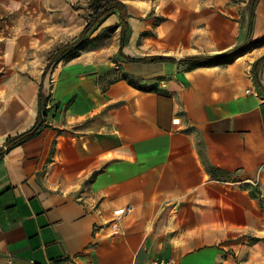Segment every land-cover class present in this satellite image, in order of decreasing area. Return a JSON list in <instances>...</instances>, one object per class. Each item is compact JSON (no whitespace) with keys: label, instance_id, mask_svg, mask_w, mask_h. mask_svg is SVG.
<instances>
[{"label":"crops","instance_id":"crops-1","mask_svg":"<svg viewBox=\"0 0 264 264\" xmlns=\"http://www.w3.org/2000/svg\"><path fill=\"white\" fill-rule=\"evenodd\" d=\"M122 1L118 65L59 63L43 129L11 148L37 121L49 50L73 35L0 31V264H264V0L249 51L200 67L181 61L246 41L248 2Z\"/></svg>","mask_w":264,"mask_h":264},{"label":"rangeland","instance_id":"rangeland-1","mask_svg":"<svg viewBox=\"0 0 264 264\" xmlns=\"http://www.w3.org/2000/svg\"><path fill=\"white\" fill-rule=\"evenodd\" d=\"M90 1L0 0V31L3 33L2 36L14 35L16 37H23L24 33H29L33 44L39 45L42 38H46L47 31L51 32V37H53L55 33L62 30L63 26V30L73 36L70 40L59 42L51 47L47 56L49 59L54 50L80 36L90 14ZM234 1L243 6L249 0ZM112 16L92 31L85 47L78 52L76 57L64 60V62H69L84 52H92V54L100 52L99 54L108 55L110 63L114 62L117 66L116 57L118 52L115 48V36L119 31V27H121V22L120 19L115 21ZM114 68V71H112L117 74L118 69L117 67ZM54 70L55 68L50 74Z\"/></svg>","mask_w":264,"mask_h":264},{"label":"trees","instance_id":"trees-1","mask_svg":"<svg viewBox=\"0 0 264 264\" xmlns=\"http://www.w3.org/2000/svg\"><path fill=\"white\" fill-rule=\"evenodd\" d=\"M260 0H249L248 8L251 14L250 28L246 41L235 47L234 49L217 56H197L182 60L183 63H188L194 67L211 66L216 64L230 63L236 57L243 55L252 47V30L254 27L255 10ZM90 14L88 20L80 33V36L75 40L68 42L56 50H54L49 59L42 75V82L39 88V115L33 127L22 134L10 137L7 140V147L11 148L38 136L45 125L47 119V105L49 101L48 90L44 85V80L47 75L52 71L61 61L69 58H74L78 52L85 47L89 35L98 26L102 25L111 15L119 14L121 20V49L124 47L127 40V33L129 31V13L127 5L122 0H91L90 1ZM167 57H149L148 61H164L169 60ZM264 61V56L255 63V77L258 80V70L260 64ZM4 149H0V156L4 153Z\"/></svg>","mask_w":264,"mask_h":264},{"label":"built area","instance_id":"built-area-1","mask_svg":"<svg viewBox=\"0 0 264 264\" xmlns=\"http://www.w3.org/2000/svg\"><path fill=\"white\" fill-rule=\"evenodd\" d=\"M127 211L128 209L121 208V209L114 211V215L120 217L126 214ZM58 264H96V263L92 260H85L84 262H81L79 258L74 257V258L62 260ZM149 264H176V261L175 259H155Z\"/></svg>","mask_w":264,"mask_h":264}]
</instances>
